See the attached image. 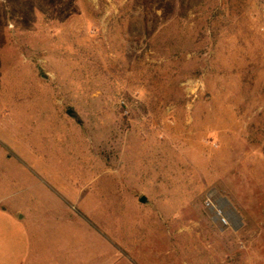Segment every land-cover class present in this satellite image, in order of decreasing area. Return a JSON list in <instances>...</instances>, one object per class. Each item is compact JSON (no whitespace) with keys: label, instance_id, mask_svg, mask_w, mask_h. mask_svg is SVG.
<instances>
[{"label":"rangeland","instance_id":"1","mask_svg":"<svg viewBox=\"0 0 264 264\" xmlns=\"http://www.w3.org/2000/svg\"><path fill=\"white\" fill-rule=\"evenodd\" d=\"M0 207L28 264H264V0H0Z\"/></svg>","mask_w":264,"mask_h":264},{"label":"crops","instance_id":"2","mask_svg":"<svg viewBox=\"0 0 264 264\" xmlns=\"http://www.w3.org/2000/svg\"><path fill=\"white\" fill-rule=\"evenodd\" d=\"M23 219L0 207V264H28L30 239Z\"/></svg>","mask_w":264,"mask_h":264},{"label":"bare ground","instance_id":"3","mask_svg":"<svg viewBox=\"0 0 264 264\" xmlns=\"http://www.w3.org/2000/svg\"><path fill=\"white\" fill-rule=\"evenodd\" d=\"M225 205H227V204H225ZM209 207H210V210H211L212 215L214 216L215 220L217 222L221 223V225H223V226H228V224H229L228 223V220L224 217V216H227L226 213H224L223 210H221L220 207H217L216 206V203L214 202V199H213V201H211V205H209ZM228 207H229V210L232 211V209L230 208V206L227 205V208Z\"/></svg>","mask_w":264,"mask_h":264},{"label":"water","instance_id":"4","mask_svg":"<svg viewBox=\"0 0 264 264\" xmlns=\"http://www.w3.org/2000/svg\"><path fill=\"white\" fill-rule=\"evenodd\" d=\"M221 200H222V202H223L224 204H227L228 206L231 205V204L228 202L227 199H225V198H221ZM140 202H141V203H145V198L142 197V198L140 199ZM230 207H232V206H230Z\"/></svg>","mask_w":264,"mask_h":264},{"label":"built area","instance_id":"5","mask_svg":"<svg viewBox=\"0 0 264 264\" xmlns=\"http://www.w3.org/2000/svg\"><path fill=\"white\" fill-rule=\"evenodd\" d=\"M208 207H209V204H208Z\"/></svg>","mask_w":264,"mask_h":264}]
</instances>
